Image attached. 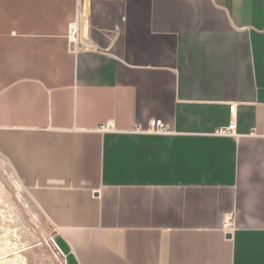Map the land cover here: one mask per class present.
I'll return each mask as SVG.
<instances>
[{
  "label": "crops",
  "instance_id": "0c3cea01",
  "mask_svg": "<svg viewBox=\"0 0 264 264\" xmlns=\"http://www.w3.org/2000/svg\"><path fill=\"white\" fill-rule=\"evenodd\" d=\"M0 154L68 264H264V0H0Z\"/></svg>",
  "mask_w": 264,
  "mask_h": 264
},
{
  "label": "rangeland",
  "instance_id": "374dc122",
  "mask_svg": "<svg viewBox=\"0 0 264 264\" xmlns=\"http://www.w3.org/2000/svg\"><path fill=\"white\" fill-rule=\"evenodd\" d=\"M0 264H68L55 226L1 154Z\"/></svg>",
  "mask_w": 264,
  "mask_h": 264
},
{
  "label": "built area",
  "instance_id": "2783aa9c",
  "mask_svg": "<svg viewBox=\"0 0 264 264\" xmlns=\"http://www.w3.org/2000/svg\"><path fill=\"white\" fill-rule=\"evenodd\" d=\"M102 130H114L115 122L114 120H108L101 126ZM135 132L139 133H147V134H168L171 133L170 126L160 118L151 119L146 125L136 124L133 129ZM217 135H226L231 136L236 134V122H233L229 125L219 126L215 132ZM225 228L228 231L232 230V224L230 222H226Z\"/></svg>",
  "mask_w": 264,
  "mask_h": 264
}]
</instances>
